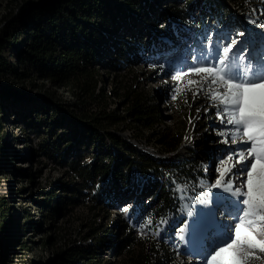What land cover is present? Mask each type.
<instances>
[{"label":"rangeland","instance_id":"374dc122","mask_svg":"<svg viewBox=\"0 0 264 264\" xmlns=\"http://www.w3.org/2000/svg\"><path fill=\"white\" fill-rule=\"evenodd\" d=\"M4 1H0V14ZM141 6L129 18L134 22L132 30L137 31V37L128 34L124 27L111 38L110 44L119 43V49L111 51L107 58L117 62L118 67L109 70V66L101 64L97 68L96 93L101 100L94 103L93 110L105 109L123 117L117 128H109L113 136L121 139L117 148L106 137L91 141L79 132L65 114L66 111H82L83 107L77 103L79 97L67 87L43 81L37 77L33 66L18 58L26 39L23 25L17 24L14 29L15 43L2 50L1 54L15 68L27 69L33 78L36 87L32 89L25 83L26 91H31L32 95L46 92L50 100L60 102L58 106L62 108L46 106L38 97L31 104L20 105L15 112L8 106L0 111V147L3 146L0 150V222L6 228V233L0 231V264H65L66 257L77 264H130L137 251L146 253L151 248L152 264H203L200 256L194 254L193 244L189 243L191 230L184 225H191L193 220L209 212L226 225L232 222L235 197L229 199L228 193L223 192V180L220 188L214 186L217 179H221L217 168L223 172L232 165V161L227 160L220 165L219 160L232 150H240L231 143L230 136L217 135L232 126L221 124L216 108L211 106L213 102L203 94L189 107L176 103L178 108L166 104L161 105V109L155 103L147 104L146 101L159 98L167 89L166 81L161 78L173 72L168 70L176 65L171 64L172 59L157 63L155 60L146 62L142 57L160 47L162 51L163 37H172L176 32L180 35L190 25H199L201 20L213 25L218 21L223 26L236 18L239 23L233 26L228 37L235 36L243 32L244 18L240 16L245 13L262 16L258 28L254 29L259 34L249 38L258 40L259 35H264L261 28L264 0H170L150 7ZM174 6L182 11L180 18L169 19V22L160 19L158 25L152 16L158 20L163 14H170ZM144 13L148 15L144 17ZM156 29H162L161 34L156 35ZM210 37L213 42L214 36ZM131 48L133 51L129 54ZM200 75L190 73L183 77L178 84L179 92L195 91L198 85H189L188 81L199 80ZM136 95L142 106L160 114L156 125L146 128L127 114ZM144 95L146 100H140ZM58 118L62 119L61 124L57 123ZM166 132L180 137L176 146L164 147L156 141V133ZM100 133L106 134L103 129ZM224 139H228V143H221ZM140 145L163 157L179 149L189 155L184 160L158 159L144 153ZM130 149L149 166L156 165L157 170L149 168L144 173L136 167L128 170L117 165L115 154ZM106 167L108 174L103 176L101 170ZM86 169L92 176L85 174ZM232 171L235 173L232 178L239 186L246 174L241 176L235 169ZM161 186L165 190L162 193L159 192ZM216 189H220V194ZM165 195L169 198L166 208L163 207ZM218 199L222 203L213 207ZM149 219L152 225L141 227L147 225ZM92 226L96 229L95 238L87 235ZM259 229L255 234L258 239H264V225ZM71 247L75 248L74 253H79L68 255ZM246 250L253 254L247 264H264V253L247 247ZM93 255L102 262L91 260Z\"/></svg>","mask_w":264,"mask_h":264},{"label":"trees","instance_id":"16d2710c","mask_svg":"<svg viewBox=\"0 0 264 264\" xmlns=\"http://www.w3.org/2000/svg\"><path fill=\"white\" fill-rule=\"evenodd\" d=\"M162 1L169 3L170 0H5L2 3L3 12L0 14V111L3 106H8L15 112L20 105L31 104L38 97L46 106L62 108L58 106L60 102L51 101V96H48L46 92L32 95L31 91H26L25 83H28L32 89L36 87L27 69L19 71L1 54L5 46H12L17 40L14 29L17 24H21L25 30L26 39L23 48L19 50L18 58L30 67L33 66L37 77L43 81H50L58 87H67L79 97L77 103L83 107L82 111L77 113L66 111L65 113L79 132L86 134V138L91 141L106 137L108 141L114 143L116 148L120 147V137L113 136L109 128H117L123 117L105 109L93 110L94 103L101 100V96L99 97L96 93L99 78L97 68L101 64L109 66V70L110 68L115 70L118 67L117 62H111L107 58L111 51L119 49L117 48L119 43L110 44L114 32L124 30L125 27L128 34L132 33L133 37H137V31L132 30L134 22L129 20L130 16L139 11L140 4H142L141 7H150ZM176 9L177 7L174 6L170 14L168 12L161 17L158 16V20L155 16L152 17L158 25L161 24L160 19L165 20L164 22H169V19L177 20L182 15V11ZM146 15L148 13H144V17ZM161 30L156 29V35L161 34ZM129 50L131 54L133 49ZM131 61L127 60V62ZM137 99L139 98L130 99L131 107L128 108L127 114L132 117V120L145 124L143 126L146 128L156 125L160 114H157L155 109L142 106ZM140 100L145 101L146 96L140 97ZM149 101H146L147 104H150ZM61 122L62 119L58 118L57 123L61 124ZM100 129H103V133L106 134L102 136ZM156 136V141L164 147H174L180 141L179 136L176 138L167 132L156 133ZM2 148L1 145L0 150ZM114 157L119 161L117 165L126 167L128 170L134 167L144 173L149 171V168L157 170L156 165L149 166L131 149L115 154ZM119 166L117 171H120ZM107 167L101 170L103 176L108 174ZM84 172L87 176H92L91 171L86 169ZM157 174L161 173L157 172ZM161 189L162 186L159 188L160 193L165 191ZM163 202V207H168L167 195L164 196ZM95 230L92 226L87 235L95 238ZM0 231L6 233V228L1 222ZM74 250L75 248L71 247L68 255L79 253H74ZM153 253L152 248L146 253L137 251L131 258L130 264H152ZM90 259H96L98 263L102 262L95 255L90 256ZM64 262L77 264L67 257Z\"/></svg>","mask_w":264,"mask_h":264},{"label":"snow or ice","instance_id":"6c2138e0","mask_svg":"<svg viewBox=\"0 0 264 264\" xmlns=\"http://www.w3.org/2000/svg\"><path fill=\"white\" fill-rule=\"evenodd\" d=\"M205 39L208 47L202 48L199 55L192 54L194 63H185L186 71L176 72L171 79L203 73L199 80L188 81L189 85H198L192 91L193 98L205 95L213 102L211 106L216 108L221 124L232 126L217 135L230 136L231 143L240 150H232L219 160L220 165L226 160L232 161V165L223 172L217 168L221 179H217L214 186L220 188L223 180V192L228 193L229 199L235 197L233 220L226 225L209 212L193 220L191 225L186 223L184 228L191 230L190 244L195 246V241L200 242L194 254L200 256L203 264H247L253 254L246 247L264 253V239H258L255 234L259 226L264 225V51L245 55L251 41L243 32L224 37L228 43L222 48L219 44L213 46L211 37ZM172 98L175 100L176 96ZM221 143H228V139ZM232 169L241 176L246 174L239 186L232 178L235 175ZM152 223L149 219L147 225L141 227Z\"/></svg>","mask_w":264,"mask_h":264},{"label":"bare ground","instance_id":"6f19581e","mask_svg":"<svg viewBox=\"0 0 264 264\" xmlns=\"http://www.w3.org/2000/svg\"><path fill=\"white\" fill-rule=\"evenodd\" d=\"M240 17L244 18L243 19L244 24L242 25V28L241 27L240 28L243 31V33H245L246 38L249 39L252 37H256L257 34H259V33L257 32V30H254V29L258 28L257 23L260 21L262 16H258L256 13H254V14L245 13V14H242V16H240ZM252 21H255V23H253ZM172 22L174 23V21H172ZM238 23H239V20H236V18H231V22L227 23V25H223V26H220V23L218 21H217V24L213 25L209 22L201 20L199 25H196L194 27H191V25H190L191 28L190 27L186 28L187 31L180 33V35H177V32H176L175 35L172 37H163V42H162L163 44H161L163 46V50L161 51V47H160L157 50H154V52H150L149 53L150 55L147 54V56H144V58L142 57V59H144L146 62L148 60H151V61L155 60L156 62L158 61L157 63H161L163 60H166V59H172L171 64H173V65L175 64L176 66H174V68H172V69H169L168 71H173V72L175 71V72L174 73L171 72L170 74H167V75H165V77L161 78L164 82L166 81L165 88H167V89L163 90V92L159 98H156V99L152 98L149 101V103L150 102L155 103L159 106V108H161L160 107L161 105L166 106V104L170 108H171V105L174 108H178L176 103H178L180 107L191 106L193 104V101L196 99V98L195 99L193 98L192 92H191V94H188V93L184 94L183 91L181 92V90H180V92H179V90H178V88H179L178 84L181 83L182 78L186 77V76L188 77L189 74L184 75L182 77H179L175 81L172 80L171 77L173 75H175V73L178 71H186V68L184 67L185 63H187V64L194 63V61L192 60V54L199 55L202 48L206 49L208 47V40L205 39V37H210V35L214 36L212 45L215 46L216 44H219L222 48L228 42V40L224 39V37H228L229 34L233 32V26L235 24H238ZM186 33H188L190 36L188 37L186 35ZM262 34H264V32ZM259 39L258 40L249 39V40H251V43L248 46L247 55H251V54H253V52L259 53L261 51H264V35H263V37H261L259 35ZM215 40H217L218 43H216ZM206 42H207V44L205 46ZM224 42H226V43H224ZM256 42H261V43L257 44ZM164 49H165V51H164ZM188 56H189V59L191 57L190 60L187 59ZM159 82H161V81H159ZM173 95L176 96L175 100H173V98H172ZM199 97L201 99L202 96L200 95ZM163 110H164V107H163ZM183 111H185V110H183ZM215 112H216V109H215ZM139 147H140V149L142 148L141 145ZM142 151L144 153L152 154L154 157H156L158 159L159 158H162V159L166 158L167 159V157H168V159L169 158H175L177 160H184L185 158H188V155H189V152H186V151L181 150V149H179L176 152L171 153L167 157H163V156L159 155L158 153L153 152L151 149L142 148ZM216 193L220 194V189H216ZM220 199L215 200L216 203L214 204L213 207H215V206L217 207L218 205H220L222 203V200H220ZM224 202L226 203L227 200L224 199ZM212 203H214V202H212ZM225 211H228V210L226 209ZM199 243L200 242L198 240L195 242V246H194L195 251H198Z\"/></svg>","mask_w":264,"mask_h":264}]
</instances>
